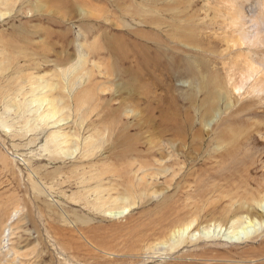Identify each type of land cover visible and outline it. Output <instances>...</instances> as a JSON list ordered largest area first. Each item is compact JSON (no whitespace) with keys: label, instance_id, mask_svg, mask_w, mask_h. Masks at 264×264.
Returning a JSON list of instances; mask_svg holds the SVG:
<instances>
[{"label":"rangeland","instance_id":"1","mask_svg":"<svg viewBox=\"0 0 264 264\" xmlns=\"http://www.w3.org/2000/svg\"><path fill=\"white\" fill-rule=\"evenodd\" d=\"M151 1L0 0V264H264V0H153L149 10ZM132 30L164 47L151 61L165 68L151 65V77L139 74ZM176 31L199 48L179 46ZM103 33L126 44L124 61ZM35 100L50 102L40 120ZM165 116L193 124V164L207 159L210 173L224 169L217 139L230 129L253 183L171 175L158 152L120 155L122 130L142 126L147 153ZM247 220L261 226L229 241Z\"/></svg>","mask_w":264,"mask_h":264},{"label":"bare ground","instance_id":"2","mask_svg":"<svg viewBox=\"0 0 264 264\" xmlns=\"http://www.w3.org/2000/svg\"><path fill=\"white\" fill-rule=\"evenodd\" d=\"M153 1V0H152ZM151 1V6L149 7L150 9L149 10H155L156 8V5H153V2ZM155 1V0H154ZM156 2V1H155ZM15 5V4H14ZM147 5H145L146 7ZM144 7V6H142ZM147 10V8H146ZM148 10V11H149ZM141 10H139L138 12L140 13ZM156 11H158L156 9ZM147 12L145 11V8H144V13ZM152 12V11H150ZM142 13V12H141ZM146 15V13H145ZM144 15V16H145ZM147 17V16H146ZM150 17V16H149ZM156 18H146L142 21L141 24L143 25H146V26H154L156 28H161L163 23L160 22L159 20H155ZM179 28V27H177ZM131 32H134L136 33V37L138 38V42L135 40L134 43H131L134 47L135 45L138 47L139 44H140V49L143 53H141V58H143V62L140 64H136V66L138 65V69L142 66V68L140 69L141 71H139V74L140 75H144L145 77H151L152 76V71H151V65H159L161 66L162 69H164L165 67L162 66V64H154L151 60L154 58V56H157L156 53H160L161 54V47H163V45H161V42L158 40V39H155V38H151L149 36H146L147 38H145L143 36V34H139L138 32H136L135 30H132ZM105 33V32H104ZM103 33V34H104ZM107 33V32H106ZM178 33V34H177ZM192 32H190L189 34H184L183 32L180 33L179 31H176V40L178 42V45L179 46H190L192 48H199L198 46H196L193 42V37L191 34ZM102 34V35H103ZM114 35V33H112ZM85 35V33H84ZM105 35V34H104ZM127 35H132L134 36V34H131L129 32H127ZM190 36V37H187L186 36ZM105 39H106V44L109 43V46H108V49L110 52L114 53L115 57H116V60L118 61L119 59H122L123 61L125 60V55L123 57V54L124 53H129L127 52L126 48L124 46V42H122V40L116 38L115 36H110L108 34L105 35ZM131 39V38H129ZM125 40V38H124ZM131 41V40H130ZM129 41V42H130ZM127 43V42H126ZM126 45V44H125ZM177 45V44H176ZM83 48V47H82ZM83 51V50H82ZM140 51V50H139ZM138 53V51H137ZM79 54V53H78ZM145 54H150L149 56L145 55ZM90 54L87 53V54H80L78 57V61L77 63H74L75 65L71 67V70H78L79 68H81L84 64H87V60H88V56ZM139 55V54H138ZM128 56V58L130 57L129 54L126 55ZM143 56V57H142ZM150 57V59L148 58ZM134 58V57H133ZM162 58V57H161ZM121 61V60H120ZM139 62V61H138ZM166 63V62H165ZM136 69V68H135ZM70 70V69H69ZM70 70V71H71ZM137 70V69H136ZM234 70V69H233ZM235 71V70H234ZM231 72V71H230ZM233 72V71H232ZM81 77V76H80ZM83 77V76H82ZM230 79H232L233 77V73L231 74L230 73ZM137 78V77H136ZM144 78V77H143ZM83 79V78H82ZM66 82H67V85L70 87V84L67 79H65ZM148 80V79H147ZM76 83H77V80H75ZM83 81V80H82ZM80 81V82H82ZM154 83V82H153ZM150 84V83H149ZM79 85V84H78ZM166 86V85H165ZM68 87V88H69ZM71 88H75L76 89V86L73 85V87ZM69 88V89H71ZM166 88H169L166 86ZM149 89V88H148ZM72 90V89H71ZM150 90V89H149ZM170 90V88H169ZM216 91V90H214ZM71 93V92H70ZM166 93H169V92H166ZM210 97V96H209ZM208 97V98H209ZM35 102H37L39 104V107L36 109V114H38V118L40 120V117L42 115V110L41 108L43 107V105L45 106V104H50V102H43V101H39V100H35ZM34 103V102H32ZM52 105V103H51ZM22 106V105H21ZM56 109V107H54L53 109H51V111H54ZM25 109H22V111H24ZM35 112V111H34ZM22 113V112H21ZM56 116V114H48V119H51V118H54ZM167 118L169 119L167 121ZM5 119V118H4ZM42 119V117H41ZM47 119V120H48ZM57 119V117L55 118ZM163 121L161 122V125H163V128H162V134L161 135H158V137H160L161 139H155V138H149V139H146L147 140V144L148 145V148H147V153H143L142 151H140V148L144 147L145 145V140L144 141H141V134L143 133V127L142 126H139V130L136 134H130V133H126L128 130V128H125L124 130H122V132L120 134H122V136H124V139L121 141V156L122 157H130V156H142V155H147V156H153L154 155V152H158L160 155H161V167H164V171H169L171 175H181L184 177H188V176H192L193 174H195V172L197 170H200L201 173H206L205 175L207 176L210 172V166L209 165V161L205 158H202L201 160L198 161V167H196V164H193L195 160L198 159V155L200 153V150H201V147L200 146H197V143L196 141L198 140V138H196V133H192L193 130H194V127L192 126L193 124H189L187 120H180L178 119V117H171V116H165L162 118ZM54 121V120H53ZM58 121V119H57ZM63 122V120H60ZM55 123H57L55 121ZM59 123V122H58ZM211 123H208V125H210ZM160 127V126H159ZM154 128V127H153ZM158 130V129H157ZM126 131V132H125ZM192 131V132H191ZM230 129H227L224 130V128L221 130V135L224 137V139H222V137H220V139H217L218 141V145H221L222 143L225 144V148H226V152H224L223 154H221V163H223V165L221 164V166H219L218 168H224L223 170L221 171H216V172H212L210 173L209 175L212 176V178H220L222 177L223 175L229 176V178L231 179H234V178H238L240 179V182L244 185L246 184L247 186H250L253 182L251 181V179L249 178H245L244 175H251L250 173V169L248 166H246V164L243 162V160L240 158L242 155L239 156V158H235L234 156H232L231 153H234L235 151H237V153L239 152L238 149L240 146H236L238 144V141L234 140V139H231V136L229 135V132ZM161 132V131H160ZM188 134H190L191 136V140H189L187 138V136H189ZM201 134V133H199ZM133 135H137V138H135ZM168 137V138H167ZM166 138V139H165ZM250 138V137H249ZM134 139H137V140H134ZM141 142L138 143H135L134 141H139ZM165 139V140H164ZM228 139H231V140H228ZM252 139V138H251ZM250 140V139H249ZM248 140V141H249ZM241 141V140H240ZM253 141V140H252ZM255 141V140H254ZM235 142H237V144H235ZM243 142V141H242ZM250 142V141H249ZM133 143L134 146L131 144ZM138 144V146H137ZM240 144V143H239ZM243 144V143H242ZM241 145V144H240ZM251 145V144H250ZM242 146V145H241ZM244 146V145H243ZM248 146V145H247ZM254 147V146H253ZM252 147V148H253ZM263 147V146H262ZM245 148V147H243ZM242 148V149H243ZM249 148V146H248ZM257 148V147H256ZM220 149V148H219ZM187 150H189L187 152ZM218 150V148H217ZM241 151V150H240ZM244 151V150H242ZM241 151V152H242ZM258 151V150H257ZM196 152V156L193 155V153ZM250 152V150H249ZM249 152H246V153H249ZM240 154V153H239ZM72 157L73 158H76V155H79V150L78 149H74L73 152H72ZM184 156L183 159H185L186 157L192 159L193 161L190 162V164H192L191 166L192 167H188V164L185 162V160L183 161V159H181V156ZM253 155V154H252ZM210 157V156H209ZM245 157V156H243ZM252 157V156H251ZM256 157V156H255ZM260 157V156H259ZM258 157V158H259ZM254 158V157H252ZM245 159V158H244ZM255 159V158H254ZM223 160V162H222ZM258 160V159H257ZM264 160V159H263ZM247 161V160H246ZM217 162V161H216ZM250 162V161H249ZM261 162V161H260ZM258 163V162H257ZM218 164V162H217ZM264 164V163H263ZM251 166V165H249ZM253 167V166H252ZM261 167V166H260ZM259 167V168H260ZM214 169V167L212 166L211 169ZM258 168V169H259ZM262 169V168H261ZM211 171V170H210ZM213 171V170H212ZM190 172V173H189ZM209 172V173H208ZM208 176V177H210ZM248 176V175H247ZM204 177V176H203ZM211 178V179H212ZM208 179V178H207ZM210 179V178H209ZM210 179V180H211ZM215 179V181H216ZM224 179V178H223ZM225 180V179H224ZM230 180V179H229ZM253 180V179H252ZM208 181V180H207ZM214 181V182H215ZM228 181V180H227ZM235 181V180H234ZM209 182V181H208ZM213 182V181H212ZM233 182V181H232ZM204 181L203 180H198V182L196 183L199 187H201L203 185ZM210 183V182H209ZM231 183V182H230ZM207 184V183H206ZM221 184V183H220ZM232 184V183H231ZM234 184V183H233ZM217 185V184H215ZM224 186V185H223ZM233 186V185H232ZM207 187V185H206ZM230 187V185H229ZM234 187V186H233ZM259 187V186H258ZM215 188V187H214ZM234 188H237V187H234ZM241 188V187H240ZM243 188V187H242ZM210 189V188H209ZM212 189V188H211ZM210 189V190H211ZM199 190V189H198ZM213 190V189H212ZM211 190V191H212ZM206 191V190H205ZM228 192V191H227ZM230 192V191H229ZM241 192V191H240ZM204 193V191H203ZM230 194V193H229ZM228 194V195H229ZM227 195V196H228ZM51 196V195H50ZM252 197V196H251ZM53 198V197H52ZM236 198V197H235ZM230 200V199H229ZM232 200V199H231ZM226 202V201H225ZM261 202H264V200L260 201ZM264 206V205H263ZM130 209V206L129 204L123 206V207H120V208H117V209H111L110 213L112 216H117V217H120L122 215H124L128 210ZM232 214V213H231ZM235 218V217H234ZM241 222V225L238 226V229H235V231L233 232H229L227 233L226 235V238L229 240V241H237V240H240V239H244V238H247L250 233L256 228V227H259L261 226V223L257 220L255 221H251V220H247L246 222L244 221H240ZM239 222V224H240ZM264 223V222H263ZM70 224V223H69ZM235 228V227H234ZM68 232V231H67ZM190 227L188 226H184L182 227L181 229L178 230V236L180 237L179 239H185V237L187 235H189L190 233ZM211 233V231L209 232H206V234H209ZM211 235V234H210ZM215 235V234H214ZM209 236V235H208ZM223 236V235H222ZM218 237H220L218 235ZM177 236L174 235L173 236V239H176ZM224 238V237H222ZM87 253V252H86ZM64 256V255H63Z\"/></svg>","mask_w":264,"mask_h":264}]
</instances>
